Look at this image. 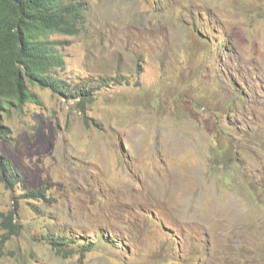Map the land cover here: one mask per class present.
I'll return each instance as SVG.
<instances>
[{
	"label": "rangeland",
	"instance_id": "1",
	"mask_svg": "<svg viewBox=\"0 0 264 264\" xmlns=\"http://www.w3.org/2000/svg\"><path fill=\"white\" fill-rule=\"evenodd\" d=\"M72 1L56 73L95 99L2 115L0 264H264V0Z\"/></svg>",
	"mask_w": 264,
	"mask_h": 264
},
{
	"label": "trees",
	"instance_id": "2",
	"mask_svg": "<svg viewBox=\"0 0 264 264\" xmlns=\"http://www.w3.org/2000/svg\"><path fill=\"white\" fill-rule=\"evenodd\" d=\"M86 7L72 0H0V139H10L11 131L3 124L2 115L9 116L14 110H23L26 103L36 102L34 87L49 88L68 99H77L82 113L86 104L93 101L94 87L89 82L70 86L56 73L64 63L62 54L51 39L53 34L76 35L85 28ZM117 83L123 81L117 78ZM98 89V87H97ZM220 153L221 150H218ZM0 179L7 186L18 181L11 162L0 155ZM30 198L45 197L44 189L30 190ZM6 235H0V246L8 238V229L13 233L19 227L13 222V213L4 218ZM52 248L63 257L72 250L64 251L59 235L45 236ZM99 240L103 241V236ZM111 241V238H108ZM96 241L82 243V257L95 249Z\"/></svg>",
	"mask_w": 264,
	"mask_h": 264
},
{
	"label": "clouds",
	"instance_id": "3",
	"mask_svg": "<svg viewBox=\"0 0 264 264\" xmlns=\"http://www.w3.org/2000/svg\"><path fill=\"white\" fill-rule=\"evenodd\" d=\"M77 35V34H76Z\"/></svg>",
	"mask_w": 264,
	"mask_h": 264
}]
</instances>
